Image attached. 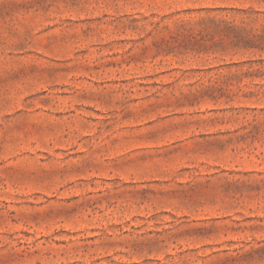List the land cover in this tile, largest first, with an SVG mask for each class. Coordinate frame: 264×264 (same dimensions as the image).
I'll return each mask as SVG.
<instances>
[{"label": "rangeland", "instance_id": "rangeland-1", "mask_svg": "<svg viewBox=\"0 0 264 264\" xmlns=\"http://www.w3.org/2000/svg\"><path fill=\"white\" fill-rule=\"evenodd\" d=\"M0 264H264V0H0Z\"/></svg>", "mask_w": 264, "mask_h": 264}]
</instances>
